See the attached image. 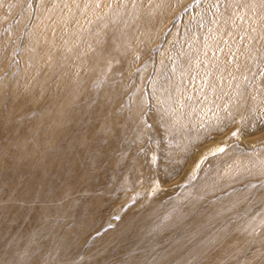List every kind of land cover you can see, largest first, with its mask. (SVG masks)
<instances>
[{
	"label": "rangeland",
	"instance_id": "374dc122",
	"mask_svg": "<svg viewBox=\"0 0 264 264\" xmlns=\"http://www.w3.org/2000/svg\"><path fill=\"white\" fill-rule=\"evenodd\" d=\"M0 264H264V0H0Z\"/></svg>",
	"mask_w": 264,
	"mask_h": 264
},
{
	"label": "snow or ice",
	"instance_id": "6c2138e0",
	"mask_svg": "<svg viewBox=\"0 0 264 264\" xmlns=\"http://www.w3.org/2000/svg\"><path fill=\"white\" fill-rule=\"evenodd\" d=\"M233 135H236V133H233ZM220 151H223V149H220Z\"/></svg>",
	"mask_w": 264,
	"mask_h": 264
}]
</instances>
